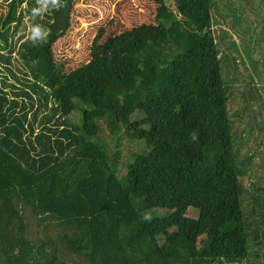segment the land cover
Segmentation results:
<instances>
[{
  "label": "trees",
  "instance_id": "16d2710c",
  "mask_svg": "<svg viewBox=\"0 0 264 264\" xmlns=\"http://www.w3.org/2000/svg\"><path fill=\"white\" fill-rule=\"evenodd\" d=\"M7 2L0 16V264H260L264 195L244 207L214 0H176L179 13L156 0L170 14L155 38L131 52L132 72L112 74L103 94L89 96L113 134L123 126L145 145L122 172L118 152L109 156L92 139L90 122L71 117L79 104L69 98L67 105L54 85V44L72 25L75 0ZM226 59L237 72L236 58ZM251 80V98H262ZM177 199L199 211L197 230L190 236L173 226L161 242L153 225Z\"/></svg>",
  "mask_w": 264,
  "mask_h": 264
},
{
  "label": "rangeland",
  "instance_id": "374dc122",
  "mask_svg": "<svg viewBox=\"0 0 264 264\" xmlns=\"http://www.w3.org/2000/svg\"><path fill=\"white\" fill-rule=\"evenodd\" d=\"M166 2L171 11L179 13L176 0ZM7 3L0 0V16ZM163 13L170 14L163 12L156 0H75L72 25L54 44L58 93L67 105L69 98L79 104L71 117L78 123L82 118L90 122L89 134L109 156L118 152L120 172L123 164L145 151V145L123 126L118 135L113 134L109 117L93 111L89 96L103 94L112 74L132 72L131 52L156 37ZM212 16L229 75L228 107L242 160L243 204L249 208L247 204L253 205L254 197L264 195V0H214ZM26 26L28 31V21ZM24 31L22 28L18 36ZM232 56L239 64L237 72L233 60L226 59ZM228 68L233 69L231 73ZM251 76L260 85L262 98H251L247 91L253 85ZM167 208L170 216L153 225L160 241H167L173 226L178 225L193 236L199 211L180 199L170 200ZM206 237V233L197 237L199 245ZM256 249H260V256L254 262L264 264V244Z\"/></svg>",
  "mask_w": 264,
  "mask_h": 264
},
{
  "label": "clouds",
  "instance_id": "9594fccd",
  "mask_svg": "<svg viewBox=\"0 0 264 264\" xmlns=\"http://www.w3.org/2000/svg\"><path fill=\"white\" fill-rule=\"evenodd\" d=\"M37 10L34 9L33 12L35 13ZM39 29H40V26L39 25H36V26H33L32 29H31V33H32V38L36 37L39 35Z\"/></svg>",
  "mask_w": 264,
  "mask_h": 264
}]
</instances>
